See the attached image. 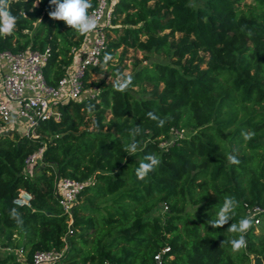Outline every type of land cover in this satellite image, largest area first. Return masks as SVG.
Here are the masks:
<instances>
[{"label":"trees","instance_id":"1","mask_svg":"<svg viewBox=\"0 0 264 264\" xmlns=\"http://www.w3.org/2000/svg\"><path fill=\"white\" fill-rule=\"evenodd\" d=\"M8 2L18 23L0 37V51H47L42 71L56 87L85 36L52 20L49 0L34 9V0ZM103 32L105 48L82 78L92 95L58 104L59 120L39 121L37 137L0 134V246L24 255L6 252L0 264H29L38 250L61 251L56 264H157L158 253L160 264L264 263V218L237 252L230 241L238 236L227 232L248 206H264V0H116ZM105 53L112 60L101 68ZM117 72L132 76L123 93L113 87ZM150 111L169 119L158 127ZM137 126L141 133L130 135ZM132 141L138 149L129 156L123 148ZM40 147L30 175L26 158ZM147 154L161 163L141 181L135 170ZM58 177L83 183L71 225ZM20 190L29 206L13 203ZM229 196L235 215L213 229Z\"/></svg>","mask_w":264,"mask_h":264},{"label":"built area","instance_id":"2","mask_svg":"<svg viewBox=\"0 0 264 264\" xmlns=\"http://www.w3.org/2000/svg\"><path fill=\"white\" fill-rule=\"evenodd\" d=\"M115 1L98 0L96 7L89 11V14L97 19L98 26L93 33L85 35L81 47L74 51L73 62L67 67L56 87L49 86L43 75L42 68L47 51L32 49L18 53H12L9 50L0 51V134L10 129L17 130L16 127H18L22 129L23 134L37 137L34 129L39 121L59 120L58 104L70 99L78 100L84 96L85 92H88L86 95H92L91 89H84L82 78L87 68L98 63L99 56L105 48L103 28L111 23ZM81 48L85 50L78 60L77 56ZM173 133L179 135L177 131ZM42 152L43 147H40L26 158L27 170L32 169L39 162ZM82 187L83 183L73 179L57 178V201L63 214L68 217V225L72 223L73 207ZM30 200V193L20 190L13 203L18 206H29ZM247 213L254 224H258L264 218V206H248ZM68 233H72L71 228ZM168 249L165 247L162 252ZM15 253L19 259H23L22 248L15 249ZM61 254V251L38 250L33 253L29 264H56ZM154 259L157 264L161 263L159 253L154 256Z\"/></svg>","mask_w":264,"mask_h":264},{"label":"clouds","instance_id":"3","mask_svg":"<svg viewBox=\"0 0 264 264\" xmlns=\"http://www.w3.org/2000/svg\"><path fill=\"white\" fill-rule=\"evenodd\" d=\"M40 0H34L32 5L33 9L37 7ZM52 10L48 12L49 17L55 21H63L74 33L79 36H85L93 33L97 26L98 21L95 16L89 14V9L92 7V0H49ZM18 23V17L10 10L8 0H0V37L11 36ZM112 56L105 53L103 62L100 67L104 68L110 61ZM132 84V76L124 75L122 73H116V79L113 84L114 90L118 92H125ZM89 105V109H91ZM147 116L157 122L158 127H163L169 119L168 117L161 118L154 112H148ZM141 133L139 126L133 128L130 131V135L137 136ZM242 135L246 140L251 139L254 133L242 132ZM138 149V143L132 141L126 144L123 148L124 152L129 156L136 154ZM227 160L230 164H239L238 158L233 154H227ZM160 159L154 154H147L143 157L139 166L135 170V175L138 180H145L146 177L154 172L160 165ZM238 207V201L234 197H225L223 204L220 206L216 213V218L209 221L213 229L221 228L228 224L235 215V209ZM10 217L15 220L18 226L23 225V220L20 213L13 208L10 211ZM253 220L248 217L241 218L238 223H231L227 228V232L235 234L238 238H234L230 241L231 249L233 252H237L247 247V241L245 236L247 232L252 228Z\"/></svg>","mask_w":264,"mask_h":264},{"label":"rangeland","instance_id":"4","mask_svg":"<svg viewBox=\"0 0 264 264\" xmlns=\"http://www.w3.org/2000/svg\"><path fill=\"white\" fill-rule=\"evenodd\" d=\"M197 1H199V0H195L196 3H197ZM246 2H250V0H246ZM130 55H137L138 57H142V53L141 52H132L131 51L130 52ZM151 59H154V60H162V58L160 56H157V55L151 56ZM97 78H98V76L93 75L91 80L94 81V80H97ZM87 93L88 92H85L83 95H86ZM16 128H17V130H19L20 133H22V129H19L18 127H16ZM37 165H35L34 167H32V169L27 170V171H29V174L30 175H34V174H36L38 172V169L39 168L37 167ZM162 210L160 211L161 213H162ZM254 225L256 227V233H258V231L260 230V227H261V221H260V223L254 224ZM6 252H13V253H15V249L8 248V247L3 248V247L0 246V256H3ZM253 261H254V256H252V264H253Z\"/></svg>","mask_w":264,"mask_h":264},{"label":"water","instance_id":"5","mask_svg":"<svg viewBox=\"0 0 264 264\" xmlns=\"http://www.w3.org/2000/svg\"><path fill=\"white\" fill-rule=\"evenodd\" d=\"M9 131L5 132V134H8ZM253 264H264L260 257L254 256Z\"/></svg>","mask_w":264,"mask_h":264},{"label":"crops","instance_id":"6","mask_svg":"<svg viewBox=\"0 0 264 264\" xmlns=\"http://www.w3.org/2000/svg\"><path fill=\"white\" fill-rule=\"evenodd\" d=\"M88 43H89V42H88ZM86 46H88V45H86ZM84 50H85V48H81V49L79 50V53H78V56H77V59H78V60L83 56V54H84Z\"/></svg>","mask_w":264,"mask_h":264}]
</instances>
